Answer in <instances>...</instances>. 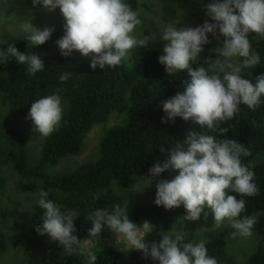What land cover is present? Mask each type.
I'll return each mask as SVG.
<instances>
[{
	"label": "clouds",
	"instance_id": "obj_1",
	"mask_svg": "<svg viewBox=\"0 0 264 264\" xmlns=\"http://www.w3.org/2000/svg\"><path fill=\"white\" fill-rule=\"evenodd\" d=\"M33 8L43 7L47 12L60 9L65 19V34L56 41L60 54L67 58L74 52L90 59V67L103 70L106 66L116 67L124 61L133 48H148L155 42L147 35L134 34L142 21L140 12L134 11L125 0H32ZM207 16L201 25L192 27L166 26L159 41L166 42L159 63L164 66L167 76L187 74L182 81V91H177L162 108L166 118L162 123L175 122L177 117L193 121L202 131L189 132L185 140H178L172 147L160 146L165 157L149 169V174L140 178L133 186L155 183L154 203L166 210L183 206L185 215L176 217L170 231L160 230V239L147 241L155 230L151 220L135 223L128 216V208L114 205L113 211L95 209L87 216L91 228L87 236L79 239L75 233L78 211L62 210V205L49 199V192L40 189L35 200L43 211L41 224L36 227L40 236L47 235L51 241L62 246L65 253L85 257L86 264H96L97 255L93 249L99 244L101 233L107 228L114 236V245L143 253V259L156 264H218L208 255L203 240L193 243L186 241L185 222H194L209 214L214 218L215 227L227 221L235 230L232 234L251 236L252 228L264 213L252 215L245 212L246 200L237 198L254 197L259 188L254 183V171L242 163V157L251 155L250 149L235 139H218L204 129L218 132L223 136L229 131L220 127L239 113L245 105L255 110L264 96V74L255 77V83L243 78L242 69L260 65L258 52L252 50L250 33L264 35V0H211L205 5ZM31 12L18 19L22 40L28 48L44 45L55 31L54 27L37 28ZM211 34L217 46L210 51L215 58L204 61V66L193 67L200 59L204 46L212 43ZM20 65H27V72L36 75L44 70L45 63L32 53L20 52L14 43H8L0 50V64L9 59ZM242 58L240 63L234 62ZM72 77L70 72L59 75L60 82ZM61 97L56 94L42 97L31 104L26 119L34 124V132L51 135L63 119ZM165 172L178 173L172 179L161 180ZM151 177V178H149ZM206 209L210 210L206 211ZM111 243V242H110ZM50 255V254H49Z\"/></svg>",
	"mask_w": 264,
	"mask_h": 264
},
{
	"label": "trees",
	"instance_id": "obj_2",
	"mask_svg": "<svg viewBox=\"0 0 264 264\" xmlns=\"http://www.w3.org/2000/svg\"><path fill=\"white\" fill-rule=\"evenodd\" d=\"M164 2L166 16L173 20L178 10L194 18L200 25L208 20L205 5L211 0H160ZM135 11L136 0L125 1ZM64 17L60 26L50 39L41 46L28 48V42H17L18 51L38 55L45 63L44 70L32 75L27 72V65H20L9 59V63L0 64V165H12L21 180L18 186L24 192H36L40 189L49 192V199L62 205V210L78 211L75 222L79 239L87 236L91 224L87 221L89 213L95 209L114 210V205L123 207L125 193L134 177L149 174L159 159L165 157L160 153V146L172 147L178 140H185L189 132L202 131L193 121H185L177 117L175 122L162 123L166 118L163 102L170 99L177 91H182V81L187 79L186 72L166 77L164 66L159 63L161 51L149 48H133L129 61H122L116 67L106 66L103 70L90 67V59L74 52L70 57H63L60 52L48 50L57 45L56 41L64 34ZM212 43L204 46L200 59L193 67L204 66L206 59L215 58L216 47L213 36ZM252 50L259 53L260 65L251 69H242L243 78L255 83V77L264 74V35L250 33ZM239 63L242 58H238ZM70 72L72 77L60 82L59 75ZM56 94L61 97L63 119L61 125L42 142L39 162L34 167L28 164V145L21 133V123L26 121L31 104L47 95ZM261 104L255 109L245 105L233 119L221 123L229 131L223 136L218 132L204 129L207 134L218 139H235L250 149L251 155L242 157V163L254 171V183L259 193L254 197L237 198L246 200L245 215L254 212L264 213V96ZM113 113L124 116L123 122L107 128L99 142V156L96 160L84 162L72 171L49 174L48 166H57L67 157L79 156L84 142L91 130L108 122ZM12 118L17 129L4 130L7 120ZM16 138L20 140L16 143ZM3 139V140H2ZM2 140V141H1ZM7 140L6 145L3 141ZM163 173L159 179L168 176ZM151 178V177H149ZM27 180V181H26ZM7 186L5 176L0 172V196ZM152 202L136 207L128 212L133 222L139 224L151 220L155 230L147 236V241L160 239V230L167 232L176 221V217L185 215L183 206L166 210ZM43 211L34 206L30 225L16 220L12 227L17 233V244L27 258V264H86L85 257L74 253L68 255L62 246L51 241L47 235L40 236L36 227L41 224ZM260 241L256 251L246 260L237 261L228 250L226 240L214 237L206 246L208 255L214 257L218 264H264V215H261L253 226ZM0 225V260L9 250V240L2 232ZM113 235L107 228L101 238ZM185 242H198L195 234H186ZM230 246V244H229ZM231 247V246H230ZM97 255L96 264H156L150 258L143 259V253L127 248L116 249L110 245L94 249ZM50 254V255H49Z\"/></svg>",
	"mask_w": 264,
	"mask_h": 264
},
{
	"label": "rangeland",
	"instance_id": "obj_3",
	"mask_svg": "<svg viewBox=\"0 0 264 264\" xmlns=\"http://www.w3.org/2000/svg\"><path fill=\"white\" fill-rule=\"evenodd\" d=\"M136 1L137 8L135 11L138 10L140 12L139 19L142 21V23L137 27L134 34L153 37L155 42L150 43L148 46V48L151 50H157L161 52L163 51V46L166 42L159 41V38L166 26L172 25L177 28H195L200 25L194 18L178 9L173 20H170V18L166 16L165 10L163 8L164 2L160 0ZM29 12H31L32 16L35 17L33 24L37 28L41 29L45 26H48L54 27L56 31L60 26L61 18L63 17L59 8L51 13L44 10L42 5L33 8L32 0H0V50H5L8 43H14L15 46L17 42L25 41L22 40L23 34L18 28V19L27 16ZM213 41L217 46L218 42L215 37H213ZM48 52H60V50L57 45H53L48 50ZM130 52L128 57L125 59L126 61H129ZM234 62L239 63L238 58ZM123 120V115L113 113L107 123L97 125L91 130L85 139L83 150L79 156L67 157L63 159L62 162L57 166H48L46 172L49 174H55L72 171L84 162L96 160L99 156V142L104 134V131L109 127L120 124L123 122ZM20 123L21 133L25 138L26 147L28 145V164L30 167H34L39 162L40 149L46 136L34 132V124L31 120H26L24 122L19 121V124ZM15 125H17L16 122L12 118H9L3 129L5 131L9 129L19 130ZM19 142L20 140L16 138V143ZM6 143L7 140H4L3 144L6 145ZM0 172L5 176L7 181V186L4 189V193L0 196V225L3 230L2 232H4L9 240V250L0 260V264H27V258L16 242L17 233L12 229V227L16 220H20L22 223L30 225V219L34 212L35 200L37 199L38 191H22L18 184L21 180H25L15 172L12 165H0ZM177 174L178 173L170 172L168 176L161 178V180H170ZM140 178L142 177H134L128 190L125 192H122L120 189L116 190L118 193L126 194L122 209L128 208V212L132 211L136 207L149 204L156 195L155 183H153L150 187L147 184H139L135 188L133 187ZM206 211L210 212L208 209H206ZM175 222L176 221H174L173 224ZM185 224L186 233L197 235L198 242L203 240L206 246L208 241L212 238L218 236L223 237L227 242L229 252L232 256H234L235 259H238L237 261L246 260L252 253L256 251L257 244L260 241L259 235L254 227L251 230L252 235L247 237L241 236L239 234L233 235L232 233L235 232V230L231 228L227 221H225L220 226L215 227L214 218L211 214H209L207 220L204 219L202 214L200 220L194 222H185ZM172 225L167 231L171 230ZM104 245H110L116 249H119L113 246V235L107 238H100L99 244L96 246V248ZM123 248L125 247L121 246V249Z\"/></svg>",
	"mask_w": 264,
	"mask_h": 264
}]
</instances>
